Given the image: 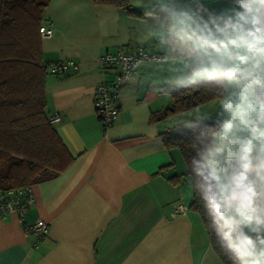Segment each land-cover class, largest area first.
I'll return each mask as SVG.
<instances>
[{
  "label": "crops",
  "instance_id": "0c3cea01",
  "mask_svg": "<svg viewBox=\"0 0 264 264\" xmlns=\"http://www.w3.org/2000/svg\"><path fill=\"white\" fill-rule=\"evenodd\" d=\"M127 4L46 0L43 18L52 32L41 37L44 60L71 59L75 68L46 73L45 111L60 116L54 127L73 160L57 176L30 186L32 201L21 216L13 210L0 217V264H224L210 250L198 212L172 214L178 202L188 207L192 192L186 177L169 181L186 166L177 148L164 147L159 132L176 128L195 107L151 121L170 97H153L145 75L138 86L120 89L109 126L95 112L94 88L116 69L102 67L97 56L141 48L143 9L136 0ZM37 218L48 222L41 237L24 231Z\"/></svg>",
  "mask_w": 264,
  "mask_h": 264
},
{
  "label": "clouds",
  "instance_id": "9594fccd",
  "mask_svg": "<svg viewBox=\"0 0 264 264\" xmlns=\"http://www.w3.org/2000/svg\"><path fill=\"white\" fill-rule=\"evenodd\" d=\"M136 3L141 52L123 58L121 82L210 97L176 127L189 134V190L229 264H264V0Z\"/></svg>",
  "mask_w": 264,
  "mask_h": 264
},
{
  "label": "trees",
  "instance_id": "16d2710c",
  "mask_svg": "<svg viewBox=\"0 0 264 264\" xmlns=\"http://www.w3.org/2000/svg\"><path fill=\"white\" fill-rule=\"evenodd\" d=\"M127 7V0H92ZM46 0H0V191L30 186L64 171L72 162L54 124L46 114L45 75L47 64L41 49L39 26L46 23ZM167 106L153 112L155 121L212 101L204 92L174 93ZM166 149L177 148L185 163L184 173L168 176L174 184L188 178L189 134L170 128L159 132ZM199 213L206 228L202 208L192 193L188 207ZM209 241L224 264H229L214 238Z\"/></svg>",
  "mask_w": 264,
  "mask_h": 264
},
{
  "label": "built area",
  "instance_id": "2783aa9c",
  "mask_svg": "<svg viewBox=\"0 0 264 264\" xmlns=\"http://www.w3.org/2000/svg\"><path fill=\"white\" fill-rule=\"evenodd\" d=\"M52 32V26L46 22L39 26L41 37L49 36ZM147 52L146 50H144ZM141 48H137L133 52H125L121 49L115 53H105L97 56V61L102 67L115 66V73L110 81L99 82L94 88V108L95 112L104 127L109 126L115 119L118 110V92L124 86L122 77L124 71V57L134 58L139 55ZM155 53V52H153ZM75 68V63L71 59L51 61L47 64L48 72L53 74H61ZM52 124L60 120V116L54 113L49 116ZM31 186V185H30ZM30 186L18 187L4 192L0 191V217L6 212L15 210L20 216L26 210L27 205L32 201ZM187 206L178 202L174 204L172 214L175 216L184 212ZM48 222L42 218H37L34 222L24 225L26 233L35 234L37 237L44 236L47 233Z\"/></svg>",
  "mask_w": 264,
  "mask_h": 264
},
{
  "label": "rangeland",
  "instance_id": "374dc122",
  "mask_svg": "<svg viewBox=\"0 0 264 264\" xmlns=\"http://www.w3.org/2000/svg\"><path fill=\"white\" fill-rule=\"evenodd\" d=\"M193 108V107H192ZM191 109V108H190ZM182 161H183V159H182ZM184 162V161H183Z\"/></svg>",
  "mask_w": 264,
  "mask_h": 264
}]
</instances>
